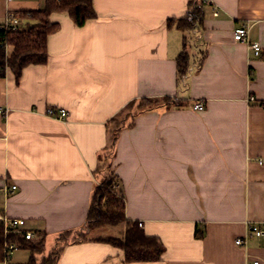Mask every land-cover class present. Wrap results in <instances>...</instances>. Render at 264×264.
I'll return each instance as SVG.
<instances>
[{"label": "crops", "instance_id": "0c3cea01", "mask_svg": "<svg viewBox=\"0 0 264 264\" xmlns=\"http://www.w3.org/2000/svg\"><path fill=\"white\" fill-rule=\"evenodd\" d=\"M44 2L0 0V22L8 10ZM188 6L93 0L97 17L83 26L54 12L59 28L49 35L48 61L26 66L19 80L10 69L0 77V213L23 218L35 237L55 241L51 249L60 232L87 218L109 120L141 97L184 102L141 113L115 146L126 217L161 240L160 259L126 261L123 250L88 240L67 244L57 264H264V237L236 243L247 221H264V0H206L182 87L176 59L184 32L168 21ZM242 24L260 56L234 39ZM197 102L205 108L196 110ZM49 106L66 108L67 119L45 115ZM12 184L17 189L6 195ZM31 255L0 264H26Z\"/></svg>", "mask_w": 264, "mask_h": 264}, {"label": "trees", "instance_id": "16d2710c", "mask_svg": "<svg viewBox=\"0 0 264 264\" xmlns=\"http://www.w3.org/2000/svg\"><path fill=\"white\" fill-rule=\"evenodd\" d=\"M205 2L206 0H189L186 15L168 21L184 32L183 49L176 59L177 80L182 87L188 86V77L192 72L190 48L195 42L193 33L200 30L204 19ZM13 12L23 20L24 25L16 30L0 27V77L5 76L7 69H10L17 80L26 66L45 64L48 61V38L59 28V23L51 20L52 13L69 14L77 26H83L97 17L93 0H45L43 7ZM5 45L12 47V51L7 53ZM205 57L206 51H201L198 65L203 63ZM183 105L182 100L172 95L141 97L128 102L107 124L109 145L105 154L100 156L96 171L100 182L95 186L84 224L80 228L60 232L55 246L39 261L36 254L44 252V233L36 232V237L26 238L23 232L6 230L4 222L0 221V260L5 261L6 245L14 243L16 248L31 250L32 255L26 264H57L67 244L88 240L107 242L123 250L126 261L160 259L164 251L161 240L157 236L146 234L138 221H131L126 217L125 196L122 190H117L120 178L113 167L115 146L121 130L132 126L141 113L159 107L170 109ZM120 224L124 225V229L118 235L92 233L96 228Z\"/></svg>", "mask_w": 264, "mask_h": 264}, {"label": "built area", "instance_id": "2783aa9c", "mask_svg": "<svg viewBox=\"0 0 264 264\" xmlns=\"http://www.w3.org/2000/svg\"><path fill=\"white\" fill-rule=\"evenodd\" d=\"M24 25L23 20L17 16L12 10H8L3 21L0 22V27L6 29H18ZM250 26L248 24H242L237 27L234 31V39L241 42H246L249 44L252 52L256 56H260L262 53V46L259 42H251L249 40ZM2 44L0 43V46ZM6 52L8 53V45H5ZM253 100V97H250ZM196 110H203L205 108L203 102H197L194 105ZM45 115L59 119L66 120L68 116V110L64 107L57 106H49L45 110ZM17 189V184H12L5 188L6 195H9L11 192ZM0 221L4 222L6 230H12L13 232H23L26 234V238H32L34 236L33 232L28 231L24 228L25 220L23 218H9L4 213H0ZM247 232L246 235L242 238H237L236 243L239 245H244L247 241V237L257 236L264 237V221H254L249 220L246 222ZM139 226H143V222L139 221ZM16 249V245L14 243L7 244L5 247V261L11 258L12 251ZM250 264H259V260H254Z\"/></svg>", "mask_w": 264, "mask_h": 264}, {"label": "rangeland", "instance_id": "374dc122", "mask_svg": "<svg viewBox=\"0 0 264 264\" xmlns=\"http://www.w3.org/2000/svg\"><path fill=\"white\" fill-rule=\"evenodd\" d=\"M44 5H45V2L43 3V5L41 7H43ZM117 190H119V189H117ZM123 229H124V225L120 224V225L115 226V227L105 226V227H101V228H96V229L92 230V233H94V234L95 233H104V234L118 235V233H121L123 231ZM54 242H53V244H54ZM53 244L46 243L45 247H44V252L42 254H39V258H41L43 255H46L49 252V250L51 249ZM27 255H30L29 249L16 248L12 251L11 257L17 258V259H22L25 261L27 259ZM22 263H24V262H22Z\"/></svg>", "mask_w": 264, "mask_h": 264}]
</instances>
